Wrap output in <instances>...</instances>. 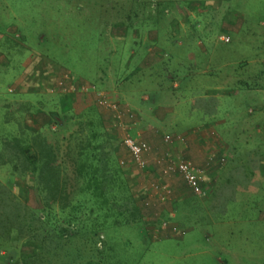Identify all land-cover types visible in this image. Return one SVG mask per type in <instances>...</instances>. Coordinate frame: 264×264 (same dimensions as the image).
Returning <instances> with one entry per match:
<instances>
[{
    "label": "rangeland",
    "instance_id": "374dc122",
    "mask_svg": "<svg viewBox=\"0 0 264 264\" xmlns=\"http://www.w3.org/2000/svg\"><path fill=\"white\" fill-rule=\"evenodd\" d=\"M151 32L162 55L152 88L186 87L194 53L225 91L209 110L188 96L170 132L157 127L161 142L112 109L109 85L114 72L137 70L131 52L148 48ZM0 65L16 77L1 110L0 264H264V118L243 126L264 96V0H0ZM80 76L96 85L98 106L65 113ZM96 76L101 89L87 79ZM202 123L214 128L201 148L213 168L188 159L200 171L196 194L170 158L179 131ZM128 135L148 145L144 166Z\"/></svg>",
    "mask_w": 264,
    "mask_h": 264
},
{
    "label": "crops",
    "instance_id": "0c3cea01",
    "mask_svg": "<svg viewBox=\"0 0 264 264\" xmlns=\"http://www.w3.org/2000/svg\"><path fill=\"white\" fill-rule=\"evenodd\" d=\"M155 11V10H154ZM132 13L135 14V11ZM180 25V24H179ZM178 24L173 25V29H179L180 26ZM182 27L186 30V27L182 24ZM108 28L114 29H120V31H125L124 27H121V24L119 23H112L109 25ZM107 28V29H108ZM106 29V30H107ZM105 30V31H106ZM187 31V30H186ZM136 32V31H135ZM134 32V36L137 37V35ZM125 32L121 35H124ZM152 34V44L148 46V48H144V51H141L137 53L135 50L132 53V58L129 60L127 65L132 61L134 64H138L137 70L134 72L129 68V74L127 75V69H125V74L118 76L116 72H114V77H116L115 81L113 83H109L111 88L113 89L112 93H115V95L119 96V104L116 106H120L121 108L124 107L125 111H131L132 112V118L133 113L136 116L137 122H135V126L138 125L139 127H142L143 133L146 132V135H150L152 137V140H159L160 142L164 140L163 133L157 128L161 127L164 132H170V129H172L173 124H175L177 120V116L182 113V111L176 110V108L182 109V102L186 100V98L189 96V100H194L196 98H199L201 95V98L203 99L201 101V108L203 110H209V105L206 103L209 101L210 98L213 97V92H216L217 94H224L225 91H221L223 87L221 85H216L214 87L210 86L211 83L208 79L211 74V68H210V62H201V56L191 53L187 58V63L190 66L188 72L185 74V77L189 75L191 81L190 83L184 87L181 91H176V89H180L181 84L175 83L173 86V89L164 90L162 87L156 86L155 88H152L150 85V76L148 73H150L152 76L156 77L157 75L162 76V71L159 70L157 67L152 69V65H157L161 62V54L158 50L157 44L160 42V38L155 32H151ZM119 37V35H118ZM138 42V45L144 46V40H136ZM116 42L119 43L121 40L116 39ZM112 52V51H110ZM207 54V52L205 51ZM143 55H145L146 64L142 63L143 61ZM209 55V54H207ZM110 57V59H112ZM203 66H202V65ZM1 66V65H0ZM120 66H123L120 64ZM105 68H101V70H104ZM99 71V72H100ZM147 71V72H146ZM149 71V72H148ZM146 72V74H145ZM11 73V71L4 70V67L1 66L0 68V122L2 119V104L6 101L9 94H12L10 89L4 88V85H7L8 79L12 78L11 82L15 81L14 75L8 76L7 74ZM238 77L239 74L235 73ZM135 75V76H134ZM168 78H170L172 75L169 72H166L165 74ZM6 76V77H4ZM142 76V77H141ZM234 76V75H233ZM14 77V78H13ZM80 78H76L77 84H80L81 90L78 93H72L71 95H64L65 97V113H73L76 112L78 115L82 112H85L89 109L90 106H98L97 104V97L95 94L96 85L94 86L83 81ZM85 77V76H83ZM230 76L229 78H231ZM247 77V75L245 76ZM87 78V77H86ZM227 78V80L229 79ZM93 83L97 84V88L101 89L105 86L107 82L99 81V76H96L93 79L87 78ZM96 79V80H94ZM121 79V80H120ZM143 80V82H141ZM147 81V82H146ZM66 82L68 84L72 83L70 82V79H67ZM73 84V83H72ZM78 84V85H79ZM147 84L149 89H146L145 91L142 90L140 85ZM244 90V89H241ZM98 91V90H97ZM150 92V93H149ZM243 92V91H242ZM246 92L254 94H261V91L259 90H247ZM176 93L179 94V97H177ZM182 97V98H180ZM168 104L172 105L173 107L169 106ZM264 96L263 101L261 100L260 105L257 106L258 115L254 117L255 119L251 118L247 120L245 123H243V126L248 129L250 124L255 125L256 121L260 123V119L264 118ZM206 105V107H205ZM254 113V111H253ZM8 122H4L3 124H8ZM221 123L222 127H226V123L223 121H219ZM14 127V122L11 123ZM145 127V128H144ZM211 129L213 128V125L209 126L208 123H202V125L196 126L193 125L192 127H186L183 130L179 131L180 133L177 134L175 139L173 149L175 153H171L175 156H171L170 154H165L168 158V155L171 156V160L176 162L179 158H187L190 161H192L195 165L198 167H203L204 169H212L213 168V157L209 154H207L205 151H201L202 147L205 146L206 143L211 142L209 139V136L211 135ZM163 138V140H162ZM211 138V136H210ZM246 143V142H245ZM181 144H184L182 146ZM202 144V146H201ZM247 144V143H246ZM248 145V144H247ZM181 146V150L179 147ZM217 151V150H216ZM215 151V152H216ZM213 153V152H212ZM211 153V154H212ZM218 153H216L217 155ZM185 156V157H184ZM263 158V157H262ZM169 160V159H168ZM175 164V163H174ZM262 164L264 162L262 161ZM260 165V164H259ZM177 170V169H176Z\"/></svg>",
    "mask_w": 264,
    "mask_h": 264
},
{
    "label": "built area",
    "instance_id": "2783aa9c",
    "mask_svg": "<svg viewBox=\"0 0 264 264\" xmlns=\"http://www.w3.org/2000/svg\"><path fill=\"white\" fill-rule=\"evenodd\" d=\"M220 40L229 43L230 37L221 36ZM112 107V109L118 111L116 105H113ZM168 139L169 137H167V143L171 141ZM124 143L133 155L135 163L139 166H144L145 161L143 159V154L148 151V145L142 141L136 140L130 135L124 138ZM176 169L183 176V178L187 180L189 186L192 188L194 193L201 194L203 192L202 184L199 178L200 171L194 166V164H192L185 158H179L178 160H176ZM164 189L166 193H170V190L167 191L165 187Z\"/></svg>",
    "mask_w": 264,
    "mask_h": 264
}]
</instances>
